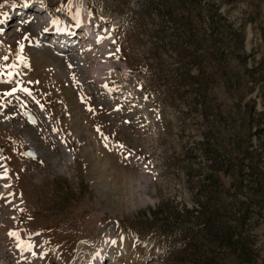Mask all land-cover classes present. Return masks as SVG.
Instances as JSON below:
<instances>
[{
	"label": "rangeland",
	"instance_id": "obj_1",
	"mask_svg": "<svg viewBox=\"0 0 264 264\" xmlns=\"http://www.w3.org/2000/svg\"><path fill=\"white\" fill-rule=\"evenodd\" d=\"M26 1L32 10L24 11L17 6H24ZM178 1L168 0L172 6ZM253 1L231 5L221 0L215 2L220 4L217 13L226 17L225 24L233 27L227 28L224 36L225 49L218 47L213 51L218 56L224 52L236 57L230 55L232 59L223 62L229 70L226 80L230 84L244 74L243 69L233 73L238 69L237 63L245 61L247 68L254 69L264 59V0H255V5ZM79 3L0 0V21L5 20L7 29L0 36L6 41H0V69L5 72L0 75V150L3 148L0 159L9 171V177L1 185L7 189L5 193L0 186V264H88L102 248L106 250L103 259L93 264H182V255L167 259L160 240L144 236L149 221L141 217L153 219L154 213L155 223L171 228L189 226L190 212L199 206L196 202L211 197L204 178L210 162L201 150L206 136L213 137L207 125L214 126L216 144L225 149H229L226 144L234 143L238 134L252 137L256 145L259 141L264 143V128L258 131L256 119L258 112H264V98L259 96L258 88L251 89L241 99L239 114L233 101L242 94L224 82V86L213 88L215 91L208 99L214 110L211 115L202 108L199 89L187 85V80L182 84L173 82V89L163 91L160 82L148 77L145 68L158 60L160 71L167 70L169 74L170 68L163 66L175 62L174 54L167 46L156 50L153 39L155 32L162 34L168 24L159 17L143 18L141 33L133 37L121 25L114 27L88 9L89 24L85 25L79 17ZM201 9L204 12L207 9L204 2ZM47 12L53 21L73 26L76 36L70 42L76 46L53 54L62 45L46 34L42 35L41 44L59 60L69 55L82 57L86 68L66 67L63 61L57 76L50 72L49 65L44 67L49 74L43 79L33 75V67H28V53L36 48L33 47L36 35L43 34L42 29L47 27ZM75 15L82 24L76 25ZM204 21L209 22L206 17ZM205 22L202 24L208 28ZM241 25L242 50L241 45L233 46L240 42L234 40L233 33ZM207 40L198 42L207 48ZM45 57L42 54L39 59L45 61ZM95 69L107 72L104 83L95 80ZM217 83L218 79L213 85ZM21 89H28L31 95ZM9 92L13 94L5 95ZM249 100L255 101V109L248 112L245 105L252 107V103L246 104ZM26 111L37 117V125L26 122L23 116ZM240 117L254 123L250 130L245 125L248 121L241 123ZM73 121L81 128L80 135L73 131ZM57 136L63 138L66 147L62 148ZM26 143L35 149L37 159L24 158ZM85 144L97 164L94 171L87 164ZM218 150V158L224 161L228 172L222 181V194L245 197L242 194L245 186L252 189L258 179L262 183L263 178L255 172L258 178L254 181L244 173L242 183L240 179L232 181L236 178V163L232 159L226 162L228 155L220 147ZM260 167L264 171L262 162ZM3 169L0 164V171ZM243 169L248 173L247 166ZM260 212L263 216L264 209ZM261 215L247 222L256 235L251 240L256 264H264ZM127 228L139 238L133 239ZM14 229L18 239L10 235ZM14 241L26 246L25 255V247L15 245Z\"/></svg>",
	"mask_w": 264,
	"mask_h": 264
},
{
	"label": "trees",
	"instance_id": "obj_2",
	"mask_svg": "<svg viewBox=\"0 0 264 264\" xmlns=\"http://www.w3.org/2000/svg\"><path fill=\"white\" fill-rule=\"evenodd\" d=\"M216 1L209 0L205 3L204 0H179L176 6H172L168 0H86L88 6L98 15L103 16L107 22H112L115 26L121 25L120 28H123L126 33L133 35V37L141 33L143 18L159 17L163 23L168 24V28L162 34L155 32L156 36H153L155 49L164 50L167 46L174 54L175 62L163 66L166 69L170 68L168 69L169 74L166 72L167 70L160 71L161 61L157 60L148 64L145 68L148 77L159 81L160 88H164L163 91L173 89V82L182 84L183 81L187 80V85L199 89V93L202 95V108L211 115L214 110L212 102L208 99L215 91L213 88L220 84L224 86L225 82L228 86H234L239 95L242 94L240 97L238 96L240 101L239 99L233 101L234 107L238 109L240 114L242 110L241 99L255 88H258L259 96L264 98V59L259 64L261 66L257 65V70L256 68H254L255 70L247 68L245 61L237 63L238 69L233 70V73L236 74L237 70L243 69L244 74L239 79L232 80L235 84L227 82L226 77L229 70L223 62L229 60L231 58L229 56L232 54L229 53L230 55L227 56L221 52L223 55L218 56V54H213V51L218 47V49H225L222 46L226 40L224 36L227 35V28L233 29V27L225 24L226 17L217 13L220 4L217 5ZM221 1L231 5L232 2H244L246 0ZM203 2L207 7L205 12L201 9ZM252 4L255 5V0ZM177 13L181 15L179 14V17L174 16ZM205 17L209 22L204 21ZM203 22L208 24V28L203 26ZM241 26L234 29V40L240 39V42L238 45L233 43V46L239 48L241 45L242 50L244 40L242 32L244 29L243 25ZM199 34L208 38L207 48L198 42L204 40ZM211 35L212 38H210ZM163 42H166V45ZM234 58L236 59V57ZM157 59H160V56ZM193 71H196L197 74H192ZM217 79L218 83L214 86L213 83L215 84ZM258 83L261 85L258 86ZM249 103H252L250 109L248 105H245L248 112L255 109V101L249 100L246 104ZM257 116L259 117H256L258 119V131H261L264 128V124L261 125L264 122V112H258ZM239 120L241 123L248 121L245 125L249 130L254 124L247 118L240 117ZM207 128L212 131L213 137L211 135L210 137L206 136V140L201 142V150L207 157V162L210 163L207 164L209 168L206 172L203 168L201 170L206 174L204 178L207 183L205 184L211 197L205 196L206 201L196 202L199 205L198 209L190 212L192 222L186 227L171 228L166 224L155 223L157 219L154 213L153 219L141 217L143 221H149L147 231L143 234L147 239L157 237L160 240L159 244L162 246L163 253L167 255V259L182 255L183 261L180 262L182 264H256V254L251 242L252 239L256 238V235L253 229L247 227V222L253 219L252 217H260V210L263 211L264 209V200H262L264 171H261L262 168L260 167L261 162L264 165V143L259 141L257 146L252 142V137L246 136L245 138L244 135L238 134L239 137L238 135L235 136L234 143L226 144L229 149H225L221 147V144H216L217 137L214 134V126L207 125ZM256 134L258 135V132ZM218 147L228 155L226 162L232 159L236 163L237 168L234 171L236 178L234 177L232 181L240 179V183H242L244 173L248 174L247 176L253 181L260 175V178H263L262 183L258 179L254 182L252 189L245 186V189H242V194L245 197L238 195L237 191L234 193L237 195L225 192L222 194V181L228 172L222 163L224 161H220L218 158ZM244 166H247L248 173L244 172ZM254 172L257 173V176ZM202 192L200 191L201 195ZM258 210L259 215L253 216L255 215L254 212ZM261 217L264 218V215ZM127 231L132 234L128 228ZM132 235L134 238L139 236L134 233Z\"/></svg>",
	"mask_w": 264,
	"mask_h": 264
},
{
	"label": "bare ground",
	"instance_id": "obj_3",
	"mask_svg": "<svg viewBox=\"0 0 264 264\" xmlns=\"http://www.w3.org/2000/svg\"><path fill=\"white\" fill-rule=\"evenodd\" d=\"M77 1V0H76ZM78 1H80V5H81V9H80V13H79V17L81 18V20L82 21H84V23H85V25H87V20H88V18H89V12L87 11V6H85V4H84V2L83 1H81V0H78ZM78 6V5H77ZM29 11L30 10H32V9H28ZM77 12V11H76ZM79 12V11H78ZM76 19H77V15H76ZM76 24H81L80 22H78L77 20H76ZM88 24H89V22H88ZM0 25H3V26H0V36H2V32L4 31V33H6L7 31V29L6 30H4L5 28V20L4 21H2V23H0ZM84 25V24H83ZM1 27H3L2 29H1ZM74 36H75V34H74ZM0 41H2V42H6L4 39H2V37L0 38ZM34 42H35V46H36V48L34 49V50H36V51H34L33 49L31 50V53H28V59H27V61H29V63H30V65L28 66V67H33L32 69V72L34 73L33 75H35L36 77H37V75L38 76H40V78L41 79H43L47 74H49L48 73V71H47V69L48 68H44V67H47L48 65L49 66H51L52 68L50 69V72H53L54 73V75H56L57 76V74L59 75V73L61 72V66L65 63L66 64V67L67 66H72V67H74V69L76 68V69H79L80 67H82V68H86V65H85V63H84V60L82 59V57H80V56H72V55H69V56H65L64 57V60H59V59H57V58H55V57H52L51 55H50V51L48 50V48H45V46L44 45H42L41 43H40V36L39 35H36V38H35V40H34ZM41 52L42 54H44V55H46V57L44 58V60L45 61H43L41 58L39 59V56H41L40 55V53H38V52ZM36 53H38L37 55H36ZM63 61H64V63H63ZM65 67V68H66ZM38 70H40L41 72L40 73H38ZM49 70V69H48ZM95 72H97L96 73V81L98 82V83H104L105 82V78H106V74H107V72L104 70V69H95L94 70ZM93 73V72H92ZM48 77V76H47ZM73 125H72V129H73V131L76 133H79L80 131H79V129H81L78 125H77V123L76 122H71ZM80 123V122H79ZM55 129V128H54ZM71 130V129H70ZM54 132H56L57 133V131L56 130H54ZM74 132H72V133H74ZM58 133H59V131H58ZM57 133V134H58ZM76 133V134H77ZM75 134V135H76ZM60 135V134H59ZM78 135V134H77ZM79 135H80V133H79ZM60 137H62L61 135H60ZM80 137H82V135L80 136ZM79 142H80V140H78ZM84 143V142H83ZM82 143V144H83ZM88 144V143H87ZM87 144H85V148H86V150H88L87 152V156H86V161H87V164H88V166L90 167L89 169H91V171H94V169L95 168H97V164L95 163V162H93V160L91 159L92 157H90V155H89V147H88V145ZM32 147V146H31ZM32 149H34L33 147H32ZM84 158H85V156H84ZM95 160V159H94ZM0 163L3 165V163L0 161ZM1 177V179L2 180H7V178H8V173H7V177L5 178L4 177V171L1 173V175H0ZM8 182V181H7ZM3 183H5V181H3ZM8 184V183H7ZM4 186V185H3ZM7 187V186H6ZM6 189V188H5ZM4 190V189H3ZM22 242V241H21ZM99 249H101V247L99 248ZM32 250V249H31ZM105 251L106 250H104L103 248L101 249V251L99 252V251H96L95 253H96V255H97V257L95 258V259H92V261L90 262V263H88V264H93L94 262H101V259H103L102 258V256H103V254L105 253Z\"/></svg>",
	"mask_w": 264,
	"mask_h": 264
},
{
	"label": "snow or ice",
	"instance_id": "obj_4",
	"mask_svg": "<svg viewBox=\"0 0 264 264\" xmlns=\"http://www.w3.org/2000/svg\"><path fill=\"white\" fill-rule=\"evenodd\" d=\"M0 23H2V21H0ZM23 48V45H21V49ZM4 60H7V57H4L3 58ZM12 67H15L14 65ZM5 74L4 72V69H0V75H3ZM8 75H10L11 73H7ZM15 91V89H13V92ZM21 91H24L25 93H27L28 95H31V93L29 92L28 89H21ZM13 92H9V93H6L5 95H12ZM4 177L6 178L7 177V169L4 170ZM7 186V185H6ZM11 236L13 237H16L17 239L19 238V234L16 233V232H11L10 233ZM27 247L30 249L31 248V245H27Z\"/></svg>",
	"mask_w": 264,
	"mask_h": 264
},
{
	"label": "water",
	"instance_id": "obj_5",
	"mask_svg": "<svg viewBox=\"0 0 264 264\" xmlns=\"http://www.w3.org/2000/svg\"><path fill=\"white\" fill-rule=\"evenodd\" d=\"M25 117H26V120L29 123L36 124V119H35V117L31 113H25ZM25 155L31 156V157H35L34 152L31 151V150L26 151L25 152Z\"/></svg>",
	"mask_w": 264,
	"mask_h": 264
}]
</instances>
